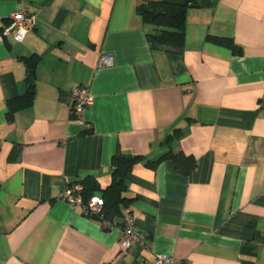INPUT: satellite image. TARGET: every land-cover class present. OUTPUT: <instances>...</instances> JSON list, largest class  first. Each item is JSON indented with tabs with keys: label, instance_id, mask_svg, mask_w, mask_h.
<instances>
[{
	"label": "crops",
	"instance_id": "obj_1",
	"mask_svg": "<svg viewBox=\"0 0 264 264\" xmlns=\"http://www.w3.org/2000/svg\"><path fill=\"white\" fill-rule=\"evenodd\" d=\"M144 1L183 4L0 0V264H264V0H194L179 53L147 41ZM22 8L36 20L16 43L4 30ZM79 85L88 133L70 112ZM169 152L195 169L158 162ZM117 154L140 158L125 196L143 239L126 252L120 227L63 199L83 181L100 196Z\"/></svg>",
	"mask_w": 264,
	"mask_h": 264
},
{
	"label": "trees",
	"instance_id": "obj_2",
	"mask_svg": "<svg viewBox=\"0 0 264 264\" xmlns=\"http://www.w3.org/2000/svg\"><path fill=\"white\" fill-rule=\"evenodd\" d=\"M183 4L167 3L164 1H144L137 9L138 15L142 18L145 26H151L153 32L146 34L147 41L155 46L163 47L173 53H179L185 43V13L188 6L193 5L194 0H182ZM229 46L235 54L239 50L230 42H222ZM28 92L24 99L23 107L31 104L34 95V84L31 80V73L27 78ZM90 126L85 128V132H90ZM178 133V134H177ZM180 132H176L179 138ZM138 157H130L117 154L111 163V183L101 190L100 197L104 200L103 217L104 220L113 223L117 227H122L123 212L129 210L131 199L125 194L127 190V178L132 172L134 165L139 161ZM170 160L176 172L180 175H188L195 167L196 162L192 157L183 154L167 153L158 160ZM156 162V163H158ZM154 163V164H156ZM154 166V165H153ZM84 189L85 199L96 195V187L93 182H78ZM116 220H120L119 224H115ZM105 231L109 229L104 228Z\"/></svg>",
	"mask_w": 264,
	"mask_h": 264
},
{
	"label": "built area",
	"instance_id": "obj_3",
	"mask_svg": "<svg viewBox=\"0 0 264 264\" xmlns=\"http://www.w3.org/2000/svg\"><path fill=\"white\" fill-rule=\"evenodd\" d=\"M36 18L26 8L14 12L9 17L8 26L4 30L5 35H11L16 43H21L26 34L33 28ZM113 58L108 54L100 55L98 60V68L111 67ZM70 112L74 120L88 128L89 125L84 122V111L93 102V97L89 89L85 85L75 86L71 91ZM84 189L81 184H72L68 187L63 199L72 207L79 208L85 217L93 219L100 223L102 227L109 230L116 226L104 220L103 207L104 200L97 195H93L85 199ZM136 218L132 212L125 210L123 212L122 241L120 243L121 252H126L131 249L137 240L143 239L135 230ZM150 264H186L184 261L167 256H156Z\"/></svg>",
	"mask_w": 264,
	"mask_h": 264
}]
</instances>
